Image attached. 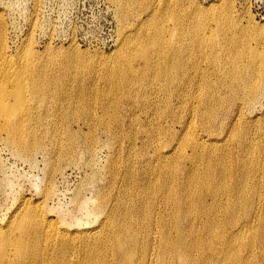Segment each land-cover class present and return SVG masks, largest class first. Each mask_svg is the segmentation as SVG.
<instances>
[{
  "label": "bare ground",
  "instance_id": "6f19581e",
  "mask_svg": "<svg viewBox=\"0 0 264 264\" xmlns=\"http://www.w3.org/2000/svg\"><path fill=\"white\" fill-rule=\"evenodd\" d=\"M222 14L219 8L194 16L196 22L187 30L189 40L172 37L178 43L173 58L190 46L197 47L200 58L207 50L213 56L221 49ZM147 26L129 28L123 34L124 50L132 41L138 43L130 41L128 34L147 36ZM159 49L160 45L154 47V52L161 61ZM10 59L0 47V126L15 146L26 149L40 127L34 133L35 105L48 96L46 86L54 84V79L40 76L42 68L34 56L16 67ZM216 65L224 70L217 76V93L216 86L208 93L198 92L205 77L196 62L191 73L180 71L174 90L166 88V77L158 69L163 78L159 100L130 98L142 105L141 112L154 107L160 120L170 122L166 144L153 147L154 159H146L148 166L138 168L146 190L133 192L129 187L108 195L90 212L97 221L93 227H80V219L79 226H60L41 201L22 199L0 224V264H264V113L244 117V111H252V104L264 93V59L232 54ZM133 73L129 71L127 86L135 81ZM60 84L56 79L54 85ZM186 85L193 90L185 89ZM232 97L236 107L227 108L224 102ZM188 98L181 117L178 108ZM130 121L134 122V116ZM175 124L179 130H173ZM105 125L101 126L113 134L112 127ZM57 134L53 138L56 153L63 148L59 129ZM94 147L91 138L87 151ZM114 183L115 178L109 191Z\"/></svg>",
  "mask_w": 264,
  "mask_h": 264
},
{
  "label": "rangeland",
  "instance_id": "374dc122",
  "mask_svg": "<svg viewBox=\"0 0 264 264\" xmlns=\"http://www.w3.org/2000/svg\"><path fill=\"white\" fill-rule=\"evenodd\" d=\"M219 8L225 25L219 34L222 48L213 56L207 50L200 58L197 47L190 46L174 59L178 43L172 37L189 40L187 30L196 22L193 17ZM144 26L149 34H128L130 41L138 43L132 41L129 50H124L123 34ZM158 45L161 61L154 52ZM0 47L10 55L11 66L34 56L42 68L40 76L54 79V84L56 79L61 82L47 85L48 91L44 87L48 96L35 105L34 133L40 127L26 149L15 146L0 126V224L25 198L41 201L60 226H77L80 219V227H93L97 221L90 212L108 195L129 187L133 192L146 190L138 168L148 166L145 160L154 159L153 147L164 146L171 135V130L165 132L170 122L160 120L154 107H147V112L139 109V102L147 97L159 100L163 95L158 69L166 77V88L174 90L182 77L180 71L191 73L197 62L205 77L198 92L208 93L224 71L216 64L228 56L264 59V0H0ZM129 71L134 72L132 86L125 82ZM185 89L192 91L193 86ZM196 95L193 91L192 96ZM138 97L139 102L133 104L130 98ZM233 97L224 102L227 108L236 107ZM188 101L181 100L179 116L184 115ZM252 108L244 111V117L264 113V93ZM104 122L113 134L101 126ZM172 128L179 130L177 124ZM58 129L63 148L56 153L53 138ZM91 138L95 147L88 152ZM114 178L116 186L109 191Z\"/></svg>",
  "mask_w": 264,
  "mask_h": 264
}]
</instances>
